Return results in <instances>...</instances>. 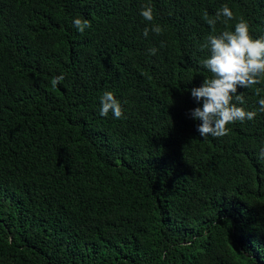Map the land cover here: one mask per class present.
Returning <instances> with one entry per match:
<instances>
[{"label": "trees", "instance_id": "trees-1", "mask_svg": "<svg viewBox=\"0 0 264 264\" xmlns=\"http://www.w3.org/2000/svg\"><path fill=\"white\" fill-rule=\"evenodd\" d=\"M224 5L264 37V0H0V264H264V84L225 137L190 116Z\"/></svg>", "mask_w": 264, "mask_h": 264}, {"label": "clouds", "instance_id": "clouds-1", "mask_svg": "<svg viewBox=\"0 0 264 264\" xmlns=\"http://www.w3.org/2000/svg\"><path fill=\"white\" fill-rule=\"evenodd\" d=\"M141 16L148 22L155 19L150 6L141 11ZM222 17L225 25L235 19L234 13L227 5H224L214 18H210L206 11L203 13V18L212 28V34L208 35L201 45V49H206L209 53L208 58L202 61V66L211 72L212 78L205 79L202 86L191 89V96L198 104L202 102V108H194L190 116L202 122L198 124L197 131L204 139L209 136L225 137L230 132L229 125L254 120L257 111L238 106L245 104L244 95L238 94V89L264 84V37L254 38L250 25L242 17L235 24L234 31L224 30L216 34V24L221 22ZM73 24L80 33L91 27V22L87 19L76 18ZM149 31L162 34V28L158 24L151 29L145 28V37ZM161 46L163 47V44ZM157 51L156 48L149 50L151 55H156ZM64 78L63 75L53 78V88ZM100 104L102 117L111 112L116 119L123 118L121 102L113 92H104ZM258 104L259 112L264 113V98L259 99ZM260 159L264 161V149L260 152Z\"/></svg>", "mask_w": 264, "mask_h": 264}]
</instances>
